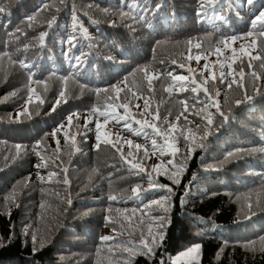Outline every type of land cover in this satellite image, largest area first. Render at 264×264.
<instances>
[{
    "label": "trees",
    "instance_id": "obj_1",
    "mask_svg": "<svg viewBox=\"0 0 264 264\" xmlns=\"http://www.w3.org/2000/svg\"><path fill=\"white\" fill-rule=\"evenodd\" d=\"M202 3L0 0V264H264V0Z\"/></svg>",
    "mask_w": 264,
    "mask_h": 264
},
{
    "label": "snow or ice",
    "instance_id": "obj_2",
    "mask_svg": "<svg viewBox=\"0 0 264 264\" xmlns=\"http://www.w3.org/2000/svg\"><path fill=\"white\" fill-rule=\"evenodd\" d=\"M222 3H223V0H207L206 5H205L204 3H202V4L200 5V7L198 8L197 15H198L199 17H201V19H203V16H201V13L205 10L206 7H212V8L215 10L216 6H217V5H220V4H222ZM255 3H256V0H247V5L250 6V7H254ZM158 7H159V6H157V8H158ZM3 12H4V9H3V8H0V13H3ZM121 15H124V14L122 13ZM219 18H220L221 20L224 19L223 16H220ZM27 19H28L29 21H31L32 19H34V17H28ZM54 20H55V18H54ZM53 22H54V21H53ZM48 26H49V28H51V27H52V22H50ZM254 30H259V31H260V35H261V36H264V10H261V11H259L258 14L254 15V18L251 20V27H250V30H249L245 35H246V36H252ZM46 35H47V33H41V41H43V38H44ZM231 39L234 41V40L237 39V37H236L235 35H233V36L231 37ZM63 43L66 44V45H68V51H66V52L64 53V55H65L66 57H68V56H69V52L71 51V48H74V47L77 46V39H76V37L73 35V36L69 37L66 41H63ZM196 47L199 48L200 45L197 44ZM217 51H219V50H217ZM84 55H85L84 53H81L80 56H71V57H69V58H70V61H72V60L75 61V64H73V67L79 66V65H81V64L84 63V60L82 59V57H83ZM196 59L199 60L200 57H196ZM257 59H259V57H257ZM249 66L251 67V65H249ZM27 67L30 68L31 65H28ZM206 68H207V65H205V69H206ZM253 75H255V74H253ZM224 78H225V73L221 72V73H220V80H221V82H224ZM212 79L214 80V79H216V77L213 76ZM173 80H174V81H187V80H188V77H187V76H183V75H179V76H175V77H173ZM193 83H195V81H193ZM205 83H206V81H205ZM228 86L231 87V85H228ZM182 90H185V91H186L187 88H184V89H182ZM203 90H204L205 94L208 95V90H207V88H204ZM31 91H32V90L30 89V92H31ZM191 91H192L193 93H195V94L198 96V95H199V86H197V87H193V88L191 89ZM60 96L63 97V96H64V92H61V93H60ZM252 100H253V97H252V96H246L244 101H240V100H238V101H236V104L239 105V104H241V103H248V102H250V101H252ZM59 102H60V101H57V103H59ZM121 107H123V108H125V110H127L128 105H126V104H125V105H121ZM147 107H148V105H147V103H145V108H147ZM217 109H218V106H217ZM186 110H187V109H186ZM21 114H23V115H27V114H28V113H27V109H25V111H24L23 113H21ZM21 114H18V115H21ZM100 114H101V115H105L104 113H100ZM220 115H221V116H224L223 113H220ZM68 119H69V121H71L72 117L69 116ZM129 119H132V120L135 121V123L140 124L141 128L148 127V128L153 129V131L155 132V134H157V135H160V134H161V130H160L159 128H157V126H156L155 124H148L146 121H145V122L136 121V120H135V116H133V117H128L127 114H125L124 116H120L119 119L117 120V122H119L120 120L127 121V120H129ZM156 119H159V115H158V113H157ZM176 119L179 120L180 117L178 116ZM228 119H229V117L224 116V121H225V122H227ZM105 122H107V121H105ZM87 123H88V122L86 121V124H87ZM208 123H209V124H212L211 119H209ZM95 127H96V130H97L96 140L98 141L96 147L99 148V147H100V143H99V142L101 141V134H100V131H99V130H100V128H101V124H100L99 122H97L96 125H95ZM125 127L130 128V127H131V124L126 123V124H125ZM172 131H173V128L170 126V128L168 129V132H166V133L164 134V135H165V142H166V138H167L168 133H170V132H172ZM54 134H55V133H54ZM137 134H139V133H137ZM146 135H147V133H146ZM103 142H104V143H109L110 141H108L107 138H105ZM39 143H40V142L37 141L36 145H34L33 147H34V148L38 147V146H39ZM57 143H59V141H57ZM156 144H157L156 140L153 139V140H152V147H153V149H155ZM20 147H21L20 145H16L17 150H19ZM113 147H115V145H113ZM135 147H136L137 149H139L141 146L136 145ZM200 147H203V145L201 144ZM241 151H243V149H236L234 152H229V153L227 154V156L225 157V159L231 158V157H233L234 155L239 154ZM252 151H256V149H253ZM259 151H264V149H259ZM145 152H146V150H145ZM37 154H38V153H37ZM129 163L131 164V168L136 169L138 172L143 171V169L140 167L139 164H132L130 161H129ZM40 166H41V165H37V167H40ZM45 166H46V165H45ZM51 175H52V174H50V176H51ZM177 182H178V181H177ZM65 183H68V181L65 180ZM150 183H151V182H150ZM155 187H156V185H155L154 183H152V186H151L149 189H147V190L140 189L139 186H138L137 188H133V189H132V192H133V194H134L135 196H140V195H144L147 191H152V190H154ZM161 187H163V186H161ZM169 191H170V190H169ZM109 199L114 201V200L117 199V197L113 195V196H110ZM68 203L71 204L72 201H71V200H68ZM153 203H156V204H162L163 201H153ZM249 207H251V206L249 205ZM165 211H166V210H165ZM84 215L87 216L88 213L85 212ZM245 219H250V217H247V216H246ZM160 225H161V228H162V227H163V220L160 221ZM35 239H36V237L33 236V240H34V241H35ZM110 239H113V238H112V237H109V236H103V237H101V240H102V241H108V240H110ZM157 239H158L160 242L163 241V239H164L163 232H161V233L159 234L158 237H153V238H152L153 246H148V243H147V242H145V241H141V244L143 245V248H142V250H141V254L146 255V256L154 255V247L157 246V245L155 244V241H156ZM200 247H201L200 244H196V245H194V246L188 248L185 252L180 253L179 255H180V256H184V255L190 254V253H192V252H194V251H198V250L200 249ZM125 250L127 251L128 249H125ZM162 264H163V262H162Z\"/></svg>",
    "mask_w": 264,
    "mask_h": 264
},
{
    "label": "rangeland",
    "instance_id": "obj_3",
    "mask_svg": "<svg viewBox=\"0 0 264 264\" xmlns=\"http://www.w3.org/2000/svg\"><path fill=\"white\" fill-rule=\"evenodd\" d=\"M116 122H117V120H116ZM103 125L101 124V127H102ZM104 126H107V124L106 125H104ZM185 252V251H184ZM182 253V252H181ZM180 254V253H179ZM176 255L175 257H174V260L176 261V262H180V261H192V260H199V258H200V249L198 250V251H194V252H192V253H190V254H187V255H184V256H180V255Z\"/></svg>",
    "mask_w": 264,
    "mask_h": 264
}]
</instances>
